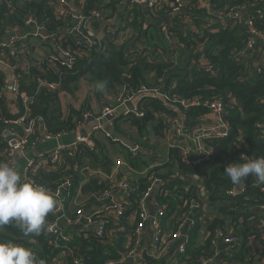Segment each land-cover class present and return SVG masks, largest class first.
I'll use <instances>...</instances> for the list:
<instances>
[{"label":"trees","instance_id":"obj_1","mask_svg":"<svg viewBox=\"0 0 264 264\" xmlns=\"http://www.w3.org/2000/svg\"><path fill=\"white\" fill-rule=\"evenodd\" d=\"M122 1L83 0L82 7L88 12L95 8V4H99V9L103 12L105 20H108L121 14L120 7L122 5L120 3ZM252 1L212 0L213 7L218 12L227 11L231 6L244 8ZM189 6L190 3L185 5L182 14L171 12L172 0H167L160 8L148 11L147 14L140 7H128L125 15L129 16L131 21L129 23L135 30H139L142 21L147 23L148 20L151 21L148 23L149 28L144 37V43L149 39V45L145 44L144 50L128 51V48L133 45L130 38L122 43L108 40L103 47L97 50L86 52L80 49L79 52L82 55L78 56L73 69L61 64H58L54 69L65 72L62 88L69 92H73L75 83L81 77L98 82L112 96H118L120 93H124L125 96L136 95L140 93L142 87H146L149 91L152 89L160 91L161 96L146 93L138 103L142 114L140 116L129 114L127 118L129 124L134 126L135 132L140 135V138H136L139 139L144 152L134 162L131 161L133 167L139 166L140 178L132 180L126 176L120 177V179H128L137 187V191L129 196L128 201L129 207L134 211L138 208L137 199L150 184L148 182L150 175L154 174L164 180H170L165 186L171 192L158 197L160 203L169 205L163 220L166 229L174 228V219L186 212L189 207V198L195 195L192 190L186 191L185 188L178 187L177 184L180 185L182 181L178 175L173 173L176 164L181 168V171L195 174L202 179V187L208 191L209 199L218 202L222 212L227 210L229 212L227 214L234 216L233 225L238 224L239 216L244 217L245 220L255 217V213L252 215L253 207L264 203V193L260 186L256 185H251L246 194L236 199L230 198L226 194V190L234 185L224 172L227 165L243 162L240 161L243 152L254 156L255 159L264 157V128L258 127L259 123H264V67L259 71L245 63L246 61L235 60L234 55L245 49L248 40V33L244 27L241 25L231 27L223 23L222 20H216L215 15L208 14L198 5L192 11H188ZM169 14L172 19L166 21L165 18ZM249 14L254 16L256 26L264 31V16L259 15L255 10L250 11ZM29 16H35L39 20L50 18L53 29L58 25L51 0H0V39H8L15 29H22ZM187 17L191 18V23ZM207 17H209L208 20ZM159 20L168 26V30L164 32L160 29L157 34L158 42H155L152 36L156 34L154 32L158 31L156 28ZM150 31H153V35L150 34ZM167 35L175 44L174 49L170 46ZM71 42L68 36H64L63 42L59 44L62 48L71 47L74 53L80 45ZM10 56L12 61L16 62V58ZM200 58L217 68L218 74L212 76L200 69ZM44 67L48 68L47 60L44 62ZM28 70L29 74L26 75L23 72V67L17 66V71L21 75L20 88L26 90L34 99L29 104L28 120L42 121L45 126L44 133L51 136L71 133L82 121L87 120L89 108L85 106L79 109L70 107L65 112L58 93L38 89L37 77L44 78V71L32 65L28 66ZM24 77L30 78L28 85L25 84ZM159 78L162 80L160 81ZM6 79V71L0 69V92L5 87ZM52 79L55 80V77ZM181 98L187 101L199 100L200 104L185 108L180 103ZM215 99H220L222 111L225 112L221 119L229 125L230 135L225 139L218 137L202 139L204 146L212 149V154L207 157L200 156L198 159H201V162L191 163V165L183 160L180 146L171 143L167 151L169 159L167 158L164 163L159 161L162 164L156 165L149 171V175L143 177V168L150 165L151 161L148 156L152 155L148 154L144 148L148 131L153 132L156 136H168L172 126L170 119L179 118L183 122L185 131L189 132L199 125L204 115L211 113L206 102ZM23 108V105L19 104L20 112L11 114L6 91L0 94V115H20L23 113ZM118 123L115 126V132L125 134V137L134 135V132L130 130L122 131ZM6 127L23 132V126L7 125L0 121V163L2 164L5 163L9 153V147L4 137ZM38 130L31 137L30 142L40 139L43 133ZM107 137L111 142L119 144L113 136ZM94 139L98 144V140L95 137ZM85 145L80 143V151L76 156L72 157L66 154L62 160L53 163L49 170L37 168V170L31 171L29 177L32 183L54 191L60 184L70 180L71 185L64 191L65 204H67V200L75 195L81 184L77 171L82 165V154L88 150ZM121 148L126 150L122 146ZM126 153L129 157L131 156L130 152ZM88 154L94 156V151H89ZM145 157L146 159H144ZM103 160H105V164L109 163L108 157H104ZM165 168L167 171H163ZM107 184L108 182L92 175L90 180L81 186V191L87 199L85 198L81 205L67 209V218H76L80 208H83L85 212L92 211L93 206L99 204L97 203L98 197ZM175 187L177 188L174 189ZM52 218L53 215L48 214L46 227ZM223 225V220H212L206 226L209 228V234L203 243L199 241L200 225L198 224L191 230V242L188 248L194 258L197 259L209 253L214 231ZM242 225L236 230L238 240L241 242L240 245L238 243L239 246L237 245L233 257L229 258L231 262L229 264L248 262L247 259L253 258L262 249L261 245L257 248L248 245V239L260 240L262 234L259 229L246 221H243ZM4 226L5 230L0 232V242L30 249L37 264H55L56 253L68 245L61 240L55 243L56 236L47 234L46 229L38 236L31 234L26 236L15 221ZM123 236L122 232L115 234L113 238L115 245L102 242L94 234L89 237L78 236L77 240L69 244L70 251L67 257L72 261L74 257L83 255L85 264L99 263L105 257L106 250L115 254L123 248Z\"/></svg>","mask_w":264,"mask_h":264},{"label":"built area","instance_id":"obj_2","mask_svg":"<svg viewBox=\"0 0 264 264\" xmlns=\"http://www.w3.org/2000/svg\"><path fill=\"white\" fill-rule=\"evenodd\" d=\"M82 1V2H81ZM114 0H105V2H113ZM55 17L58 20V25L55 29L51 27V19L39 20L35 16H29L22 29H15L14 33L8 39H0V69L6 71V84L2 94L6 91L9 100V112L11 114H18L19 104L23 105V113L20 115H0V121L5 124H14L23 126V132L13 130L11 127H6L4 130V137L9 147L8 157L6 163L15 167L16 154L24 152L31 144V137L37 132L38 128L42 132V137L50 139L57 136H51L44 133L45 126L42 121L27 118L30 108L29 104L34 100L26 90L20 88L21 75L17 71V66L23 67V72L29 74L28 66H36L44 71V78L37 77L38 89H46L48 92H56L62 94L66 92L62 88V81L65 78L63 70H54L58 64L64 65L67 68L73 69L80 49L86 52L97 50L104 46L108 40L116 42H124L127 38L133 41V45L128 48V51L136 49H145V43L135 44V39L143 38L145 41V32L149 28L146 21H142V26L139 30H135L129 22V16L125 15L128 7L146 8L149 11L160 8L167 0H123L120 5L121 14L115 15L112 18L105 20L103 12L99 9V4H95V8L86 12L82 3L83 0H51ZM190 3L188 11H192L195 6H200L206 10L208 14L215 15L216 20H222L223 23L235 27L241 25L248 33V40L246 47L243 50L236 52L234 55L237 61H246L249 64L248 57L254 53L259 52L263 63L258 64L260 67L256 70H261L264 67V31H261L255 24L254 16L249 14L250 11L255 10L259 15L264 16V0H253L251 3L244 6V8L231 6L227 11L218 12L214 9L212 0H172L171 12L175 14H182L186 4ZM248 13L245 14L244 11ZM117 16L123 17L121 26L115 29L111 26L114 18ZM191 23V18L187 17ZM206 19H209L207 17ZM161 21V20H160ZM100 25H99V24ZM159 29L167 32L168 26L159 24ZM194 29H196L194 27ZM64 36H68L71 43L80 45L74 53L71 47L62 48L59 44L63 42ZM170 46L174 49L176 46L171 38L167 35ZM82 45V46H81ZM3 48V50H2ZM7 50V51H6ZM15 50L18 54L16 62H13L11 56L12 51ZM18 59V60H17ZM47 60L48 68L45 69L44 62ZM201 60L200 69L208 72L212 76H216L219 70L211 64ZM18 63V64H16ZM55 77V80L52 79ZM25 84H29L30 78L24 77ZM161 81L162 79L159 78ZM146 87H142L140 99L148 93ZM153 93L160 95L158 89H154ZM136 95H127L120 93L116 96V100L125 105L123 108L124 116L129 114L140 116L142 112L138 106V102H131ZM127 105L128 103H130ZM180 103L188 108L192 105H199V100L187 101L180 99ZM220 120L216 125L211 127L197 126L190 132H186L183 122L179 118H172V126L168 132L170 138H175L177 141L181 139H191L195 145L197 153L204 157L212 154V149L207 148L202 143L204 138L225 139L230 135L229 125L222 121L221 116L225 114L221 108L220 99L210 100L206 102ZM107 115L114 113L113 107L106 109ZM89 116V114H88ZM87 116V119H88ZM86 121H82L78 128H82ZM39 124V125H38ZM259 128H264V123L258 124ZM102 129L100 125L95 127ZM38 130V131H39ZM107 136H113L114 140L124 147L131 156L134 162L137 157L144 152L140 144L129 141L126 137L114 136L107 132ZM88 142L87 137H78L74 142L66 146H58L51 151V163H56L63 159L67 154L69 156H76L79 151L80 143ZM183 153V160L187 163L198 164L201 159H194L190 156L192 149L189 145L178 143ZM241 155L255 159L254 156L243 152ZM146 159V157L144 158ZM52 163V164H53ZM2 164V163H0ZM39 164V163H38ZM35 161H30L24 170L23 177L28 179L29 173L38 168ZM152 164V163H151ZM150 164V165H151ZM118 165V164H117ZM143 168V177L150 174V170L154 169V165ZM105 179L109 181L106 187L101 191L97 203L93 206L92 211L85 212L83 208L79 209L78 216L74 219L67 218V208L72 204H76V196L68 199L69 202L65 204L64 191L71 185V181L67 180L60 184L58 188L52 192L55 196L60 198V206L54 211V216L46 227V233L56 236L54 241H64L68 244L61 248L55 255V264H85L82 256H76L71 261L68 259L69 244L77 240L78 236L83 235L89 237H99L102 242H108L115 245L113 238L116 233L122 232V246L123 248L117 253H109L106 250L105 257L95 264H212L218 262L219 264H229L230 257H233L237 250L239 238L237 233L233 230L228 231L226 227H217L214 231V237L211 241V250L205 256L194 258L189 251V243L191 242V230L195 225L205 224L206 220L203 216L205 202L209 199L208 191H204L201 196L195 191L191 198H189V207L186 212L174 219V228L166 229L163 220L166 216L169 205L167 203H160L159 195L168 194L171 190L166 189V184L170 181L164 180L159 176L150 175L149 185L144 193L137 199V210L129 207V196L137 191V187L128 179H119L116 175ZM199 182L202 179L197 176ZM203 184V183H202ZM251 185L260 186L264 193V184H257L253 182H241L239 185H234L226 190L229 197L236 198L246 194ZM41 186V185H40ZM176 189V188H174ZM191 190V189H190ZM76 194V193H75ZM151 197V198H150ZM206 198V200H204ZM87 199V198H86ZM85 200V199H84ZM84 200L78 202L74 207L81 205ZM264 208V203L260 205ZM153 212V213H152ZM198 213V219H194V215ZM62 223H66L73 227L72 235L62 227ZM260 231L264 230V225L257 226ZM223 240L227 244L225 253L228 255L226 259L218 261V241ZM215 246V249H212ZM234 251H233V250ZM224 251V250H222ZM73 262V263H72ZM35 264L37 262L35 261Z\"/></svg>","mask_w":264,"mask_h":264},{"label":"crops","instance_id":"obj_3","mask_svg":"<svg viewBox=\"0 0 264 264\" xmlns=\"http://www.w3.org/2000/svg\"><path fill=\"white\" fill-rule=\"evenodd\" d=\"M141 9H143L146 14L149 11L146 8H141ZM171 19L172 18L170 14L167 15L165 18L166 21H170ZM150 22L151 21L148 20V23ZM122 23H123V17L117 16L114 18V21L112 22L111 26L115 29L116 27L121 26ZM157 24L159 27V24H162V21L159 20ZM158 27L156 28L158 31L154 32V34L156 33L155 35H153V31H150V34L153 35L152 36L153 41L155 42H158L159 39L157 34L158 32H160V29ZM134 42H135L134 45L137 43L143 44L144 39L143 38L135 39ZM145 44L149 45V39ZM248 62L250 63L253 69H256L261 66V65L259 66L258 64L263 63V60L259 52H254L248 57ZM153 90L154 89L149 91L148 94L156 95L155 93H153ZM158 96H161V94ZM60 100H61L62 108L65 112H67L70 107H75L79 109L85 106L86 108H89L90 110L88 111L89 113L88 119L86 120V123L82 128L76 127L75 131L71 133L61 134L58 135L57 137H53L50 139H45L41 136L40 139L33 140L24 152L17 153L15 168L19 170L23 182L32 183L30 177H28V179H25L23 177L24 170L30 161H35L36 165L39 163L38 168L49 170L52 167V163H53V162L51 163V156H50L51 151L56 149L58 146H66L74 142L78 137L88 138V142L83 143L86 144L85 147L88 150H86L85 153L82 154V165L81 168L79 167L77 171V173L79 172L78 175L81 184L79 183L80 186L76 190V194H75L76 204L86 198L85 194L81 191V186L85 185L86 182L90 180L92 175L95 178H99L104 181H106L105 179L111 177L110 175H116V177L119 179L120 177L124 178L126 176H128L132 180H136L137 178H140L139 170H138L139 166L133 167V165L131 164L132 159H129L128 153H126V151L122 149L119 144L111 142L106 134L107 132L111 133L106 127L109 125V127L113 129L112 132L113 135L116 134L115 136L125 137V134L123 135L115 132V126L119 122L118 124L121 127L122 131L130 130L134 132L133 136L131 137L128 136L126 138L132 142L137 141L136 142L137 144L139 143V139L136 137L140 138V135L135 132V129L133 128L134 126L132 124H129V121L127 120L128 116L127 117L124 116L123 108L125 107V105L121 104V102L116 100V95L113 96L110 95L98 82L90 81L88 78L81 77L75 83L73 92H69V91L63 92L62 94H60ZM139 100H140V95H136L131 102H138ZM131 102L128 103L127 105L131 104ZM108 107L114 108V113L112 115L116 117L111 116L113 117V119L110 118L108 119L107 122H103V118L107 116L105 111ZM219 122H221V120L212 112L204 115L198 126L202 125L206 127H211L213 125L218 124ZM98 125H100L102 129H96L95 127ZM196 127L197 126H195L194 128ZM94 137L98 140L99 142L98 144H96ZM145 140H146V142L144 143L145 151L148 154L153 155V156L151 155L152 164L151 163L150 164L154 166L162 164L159 163V161H162L164 163V161H166L167 158L169 159L167 155V151L171 143L177 145L178 143L189 145L192 149V152H190V156L194 159H198L201 156L199 153H197V150L195 149V145L191 141V139H181L177 141L175 138H170L167 135L156 136L153 132L148 131ZM162 149H164V151H162ZM89 151H94V156L88 154ZM104 157H108L109 159L108 164L104 163L105 162V160H103ZM163 171H167V168H165ZM182 171L181 168H179L178 165L176 164L173 173L178 175L182 181L180 185L177 184L178 187L185 188L186 191L191 189L193 192L196 191L199 194V196H201L202 193L206 191V189L202 187V183L199 182V180L197 179V175L192 173H185L184 171L183 172ZM253 181H255V178H253L250 175L244 182L248 183ZM106 182L109 183V181ZM56 198L58 199L60 206V198L57 196ZM204 200H206V198ZM67 202L69 201L67 200ZM204 202L205 205L203 210V216L206 220V223L200 224V240H199L202 243L205 242L208 237L209 228H207L206 226L212 220H216V219L220 221L223 220L224 225L222 227H226L229 232L233 230L235 233H237L236 230H238V227L241 228L243 226L242 225L243 221L249 222L250 225L253 224V227L254 226L257 227L260 224L264 225V208H262L261 206L253 207L252 215L255 213L256 214L255 217H250L248 220H245L244 217L239 216L238 217L239 219L237 218L238 224L233 225L234 216L227 214L229 213L227 210H225L226 213L222 212L220 210L221 205H219L218 202L211 201L210 199ZM76 204L70 205V207H68L67 209H73L74 205ZM54 211L49 214L54 216ZM194 219L195 220L198 219V213L194 215ZM62 227L64 228V230L68 232V235L70 236L72 235L73 233L72 226L67 225L66 223H62ZM4 230H5V226H0V232L1 231L3 232ZM260 233L262 234L260 240L256 239V241H252V238L250 240L248 239L249 241L248 245L254 246L256 248L260 247L261 245L262 246L261 251L257 252L253 258L247 259L248 262L245 263L240 262L241 264H264V230L260 231ZM240 242L241 241L239 240V245ZM226 248H227V244L220 239L218 241V249H220L218 253L219 255L218 261L226 259L228 257V255L225 253ZM212 249L216 250L215 246H213ZM212 264H219V263L214 262Z\"/></svg>","mask_w":264,"mask_h":264},{"label":"clouds","instance_id":"obj_4","mask_svg":"<svg viewBox=\"0 0 264 264\" xmlns=\"http://www.w3.org/2000/svg\"><path fill=\"white\" fill-rule=\"evenodd\" d=\"M241 163L224 169L233 185L250 175L257 184H264V157L250 159L241 155ZM59 201L45 187L23 182L17 168L0 164V226L15 221L27 235H40L46 229V217L56 210ZM0 264H35L33 252L23 246L0 242Z\"/></svg>","mask_w":264,"mask_h":264},{"label":"water","instance_id":"obj_5","mask_svg":"<svg viewBox=\"0 0 264 264\" xmlns=\"http://www.w3.org/2000/svg\"><path fill=\"white\" fill-rule=\"evenodd\" d=\"M244 13L247 14L248 12L245 10ZM12 54H13L14 57H18V54H17V52H16L15 50L12 51ZM111 116L116 117V116H114V115H107L106 117L103 118V122H107L108 119H110V118L113 119V117H111ZM106 127H107V129H108L111 133L113 132V129H112L111 127H109V125L106 126ZM152 213H153V212H152Z\"/></svg>","mask_w":264,"mask_h":264},{"label":"rangeland","instance_id":"obj_6","mask_svg":"<svg viewBox=\"0 0 264 264\" xmlns=\"http://www.w3.org/2000/svg\"><path fill=\"white\" fill-rule=\"evenodd\" d=\"M86 78V77H85ZM130 141V140H129ZM137 142V141H136ZM126 151V150H125ZM162 151H164V149H162ZM127 152V151H126ZM149 158H150V161L152 160V158H151V156H149Z\"/></svg>","mask_w":264,"mask_h":264}]
</instances>
